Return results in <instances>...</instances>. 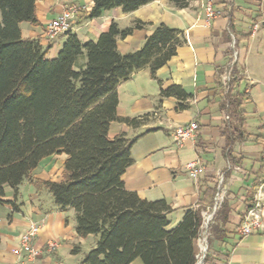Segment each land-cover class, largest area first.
<instances>
[{"label":"crops","instance_id":"crops-1","mask_svg":"<svg viewBox=\"0 0 264 264\" xmlns=\"http://www.w3.org/2000/svg\"><path fill=\"white\" fill-rule=\"evenodd\" d=\"M208 1L221 12L210 21L202 8ZM70 4L90 11L94 0H37L39 23L20 25L22 36L39 39L49 58L61 49L67 35L52 38L47 25ZM137 21L145 25L117 38L123 54L141 49L160 24L179 30L184 41L155 76L147 66L117 87L118 116L140 120L135 126L122 120L110 125L112 139L121 134L136 137L131 149L133 163L122 177L126 188L148 201L165 200L172 207L170 227H175L200 201L213 200L203 212L213 207L216 194L211 198L210 190L218 193V180L223 175L226 196L212 224L221 225L224 234L216 236L209 230L205 264H264V227L248 236L239 231L254 186L264 180V0H191L187 7H178L171 0H150L131 12L116 7L92 19L81 12L72 32L83 41H96L113 22L126 29ZM234 50L238 51L237 59ZM231 66L233 78L226 87L223 77ZM173 85L181 86L188 98L162 96V90ZM239 93L243 95L238 108L243 111L241 119H226L227 97ZM192 121L199 124L195 139L179 145L176 127ZM237 129L243 136L233 134ZM67 158L65 153L45 157L17 193L5 187V196L0 197V264L19 263L14 249L32 222L41 226L35 239L41 253L34 264H82L85 246L96 244L94 235H78L76 210L61 209L53 194L36 183L62 181ZM197 159L203 168L194 180L187 164ZM224 203L228 216L222 224L217 216ZM50 241L59 243L53 251H48ZM75 247H79L78 252ZM131 264L144 262L137 258Z\"/></svg>","mask_w":264,"mask_h":264},{"label":"trees","instance_id":"trees-1","mask_svg":"<svg viewBox=\"0 0 264 264\" xmlns=\"http://www.w3.org/2000/svg\"><path fill=\"white\" fill-rule=\"evenodd\" d=\"M149 1L94 0L93 8L82 14L92 19L116 7L131 12ZM171 1L187 7L191 0ZM36 2L0 0V197L5 196L6 186L17 193L45 157L65 153L64 179L36 183L53 194L61 209L76 210L80 237H96L95 247L85 254L82 264H131L137 258L144 264H196L203 210L213 200L200 201L170 227L172 207L165 200L142 199L123 181L133 163L136 137H109L115 120L132 126L140 122L118 116V85L147 66L155 76L177 54L183 35L160 24L141 49L123 54L117 38L145 23L137 21L120 29L113 22L96 41L66 33L57 56L49 58L39 39L22 36V22L39 23ZM162 96L188 98L177 85L162 90ZM242 96L228 95L230 120L240 121ZM234 133L244 134L238 129ZM215 194L217 189L210 190L211 198ZM227 216L224 203L217 218L224 224ZM210 231L224 234L219 224H212Z\"/></svg>","mask_w":264,"mask_h":264},{"label":"built area","instance_id":"built-area-1","mask_svg":"<svg viewBox=\"0 0 264 264\" xmlns=\"http://www.w3.org/2000/svg\"><path fill=\"white\" fill-rule=\"evenodd\" d=\"M204 12L207 15L208 21L216 17L221 12L217 10L212 1H208L202 5ZM82 12V8L77 4H70L63 7L62 12L47 25V34L55 38L59 35L66 34L73 30L74 23L78 15ZM238 51L234 50V58L237 59ZM235 62V61H234ZM232 66L227 70L223 77V83L226 87L229 86L232 80ZM226 119H230V115H226ZM264 129V126H263ZM199 131V124L196 121H192L185 126H178L175 129L174 135L179 145H183L185 141L195 139ZM262 163L264 165V152L262 156ZM203 165L199 159L191 161L187 164L190 176L197 180ZM225 178L222 175L218 180V193L215 197V203L212 208L203 212V224L202 230L199 235L197 245V261L196 264H205L207 255L209 252L208 239L210 235V226L214 222L215 215L224 202L226 196V190L224 187ZM264 215V180L254 186V192L252 200L249 203L248 208L242 216L241 225L239 231L241 235L248 236L254 232L261 230L264 227L263 224ZM41 231V226L35 222H32L29 228L23 232L19 239V244L14 253L20 258L18 264H34L41 253L35 245V239ZM57 241H50L48 243V251H53L58 247Z\"/></svg>","mask_w":264,"mask_h":264},{"label":"rangeland","instance_id":"rangeland-1","mask_svg":"<svg viewBox=\"0 0 264 264\" xmlns=\"http://www.w3.org/2000/svg\"><path fill=\"white\" fill-rule=\"evenodd\" d=\"M59 51H57L56 52V55H53L54 57L55 56H57V53H58ZM52 56V55H51ZM53 58V57H52ZM95 247V245H90V244H87L86 246H85V250H86V253L87 252H89L91 249H93Z\"/></svg>","mask_w":264,"mask_h":264}]
</instances>
